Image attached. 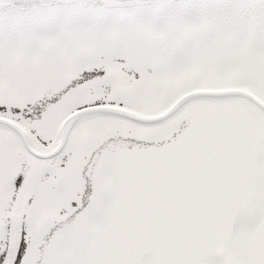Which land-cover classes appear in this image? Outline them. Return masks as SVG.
<instances>
[{"label":"snow or ice","instance_id":"6c2138e0","mask_svg":"<svg viewBox=\"0 0 264 264\" xmlns=\"http://www.w3.org/2000/svg\"><path fill=\"white\" fill-rule=\"evenodd\" d=\"M0 264H264V0H0Z\"/></svg>","mask_w":264,"mask_h":264}]
</instances>
